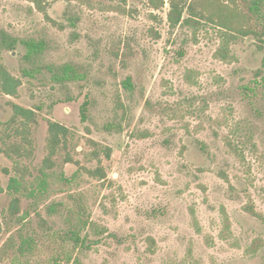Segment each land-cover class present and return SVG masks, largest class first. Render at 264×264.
<instances>
[{
	"label": "rangeland",
	"instance_id": "1",
	"mask_svg": "<svg viewBox=\"0 0 264 264\" xmlns=\"http://www.w3.org/2000/svg\"><path fill=\"white\" fill-rule=\"evenodd\" d=\"M41 4L0 0V63L21 80L17 96L0 94V148L21 140L6 125L12 104L39 120L30 158L0 150L2 185L19 180L0 194V250L32 238L26 255L15 247L0 264H264V41L236 36L225 61L215 55L224 31L200 19L172 27L169 0ZM24 40L44 46L33 61ZM66 63L83 77L54 80ZM49 121L71 136L39 191ZM99 166L104 179L89 172ZM14 196L20 212L9 216ZM74 228L85 247L66 238Z\"/></svg>",
	"mask_w": 264,
	"mask_h": 264
},
{
	"label": "trees",
	"instance_id": "2",
	"mask_svg": "<svg viewBox=\"0 0 264 264\" xmlns=\"http://www.w3.org/2000/svg\"><path fill=\"white\" fill-rule=\"evenodd\" d=\"M42 11H45L42 7V0H33ZM170 1V10L168 14L169 23L172 27H175L179 24L190 23L191 21H197V19L208 21L221 30L224 31L220 47L215 54L216 57L223 60L230 59L229 43L239 35L242 36H254L259 41H264V0H247V11H244L237 0H192L188 6L181 4L177 0ZM151 5L159 9L165 4V0H150ZM185 3V2H184ZM187 9V12L190 14L186 19L184 18V12ZM192 15L194 16L192 18ZM257 19L260 23V27L253 24V20ZM24 45L27 47V54L25 58L29 61H33L36 57L41 54V51L44 49L43 44L36 43L33 40H24ZM17 43V40H13L8 44L9 48H14ZM28 71V72H27ZM31 70H26V73L30 74ZM83 73L77 69L71 63H66L58 67L57 71L53 74V79L58 82L64 81H76L83 77ZM125 87H132L130 79L125 80ZM21 86V80L12 74L5 65L0 63V94L7 96H17L19 87ZM13 107V116L6 123L7 128L13 130L15 136L20 137L21 140H14L13 142H4V147L0 148L1 152L5 153L8 157L11 158H30L33 155L34 140L32 137V126L38 124V114L31 108H26L19 104H12ZM87 104L84 103L81 106V118L82 121H85L87 118L86 115ZM71 136V130L64 124H61L56 121L48 122V137H47V149L48 155L45 157L42 168L40 170V175H42L41 182L38 185L39 191H45L47 187V176L48 171L53 169L55 166V161L53 156H55L61 148L66 147L68 144V139ZM11 135L8 134L7 138H10ZM107 157H111V150L105 151ZM71 160H68L70 162ZM20 172H23L22 168H19ZM92 176H98L102 179L106 178L105 168L99 166L96 170H89ZM22 177V176H21ZM19 180L16 176L10 178L9 185L7 189L2 185L0 180V194L9 189H14L18 191ZM35 193V191L31 192ZM54 205L49 207V211L53 212ZM254 215L257 214L253 209L249 210ZM20 212V197L14 196L9 204L7 215L16 216ZM1 214V213H0ZM222 219L225 224V230H230L231 222L230 217L225 208L221 211ZM43 224H46L43 220ZM86 224V223H85ZM84 225V229H85ZM3 223L0 219V235L3 232ZM81 228H74L67 232L66 238L70 240L74 247H85L86 242L88 241L86 237L81 236ZM32 238L24 237L21 240L20 244H17L16 238L11 236L4 243L0 250V262L4 261V258L7 256L8 252L15 247L18 248V253L20 255H26L27 251L31 249ZM258 245V241L256 247ZM68 263H71L70 258L67 259ZM11 264H18L16 260L12 261ZM52 264H60L59 260H54ZM74 264H79L78 260L74 261Z\"/></svg>",
	"mask_w": 264,
	"mask_h": 264
}]
</instances>
